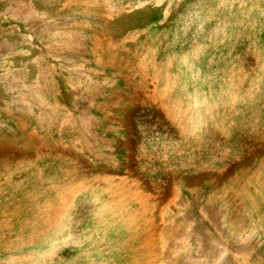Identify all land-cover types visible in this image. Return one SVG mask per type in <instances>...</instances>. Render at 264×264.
Instances as JSON below:
<instances>
[{"label":"rangeland","instance_id":"374dc122","mask_svg":"<svg viewBox=\"0 0 264 264\" xmlns=\"http://www.w3.org/2000/svg\"><path fill=\"white\" fill-rule=\"evenodd\" d=\"M0 264H264V0H0Z\"/></svg>","mask_w":264,"mask_h":264},{"label":"trees","instance_id":"16d2710c","mask_svg":"<svg viewBox=\"0 0 264 264\" xmlns=\"http://www.w3.org/2000/svg\"><path fill=\"white\" fill-rule=\"evenodd\" d=\"M42 80H45V79H41V81H42ZM40 83H41V82H40Z\"/></svg>","mask_w":264,"mask_h":264}]
</instances>
